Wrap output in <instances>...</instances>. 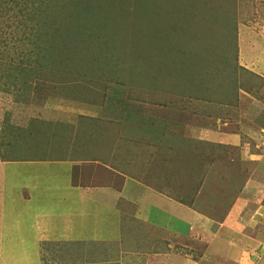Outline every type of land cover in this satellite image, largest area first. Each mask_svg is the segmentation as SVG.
I'll use <instances>...</instances> for the list:
<instances>
[{
  "label": "rangeland",
  "instance_id": "374dc122",
  "mask_svg": "<svg viewBox=\"0 0 264 264\" xmlns=\"http://www.w3.org/2000/svg\"><path fill=\"white\" fill-rule=\"evenodd\" d=\"M49 1L51 13L37 1L30 21L0 0V264L261 263L264 219L234 206L241 197L256 210L264 181V0ZM37 29L44 54L33 51ZM49 135L58 138L46 144ZM141 144L163 149L166 163L145 165L154 177L139 175L151 155ZM72 148L127 158L131 175L203 223L158 234L139 222L129 235L125 223L116 247L37 234L32 206L43 201L18 189L31 182L20 165ZM81 168L86 180L123 184L101 165Z\"/></svg>",
  "mask_w": 264,
  "mask_h": 264
},
{
  "label": "crops",
  "instance_id": "0c3cea01",
  "mask_svg": "<svg viewBox=\"0 0 264 264\" xmlns=\"http://www.w3.org/2000/svg\"><path fill=\"white\" fill-rule=\"evenodd\" d=\"M215 134L217 133L215 132ZM142 146L141 144L139 149H143L147 153L151 152V155L147 156L142 169L148 168L141 171L139 175L142 174L144 179L154 177L153 175H146L145 171L149 168L151 170L156 169L145 165L150 163L151 160L153 163L156 162L155 160L160 157L166 163L165 155L163 153L158 154L160 147ZM72 151L73 148L68 155L62 153L56 156L47 152L38 155L34 159H27V157V161L22 162L26 165H20L26 175L28 174L31 182L26 183V185H18V189L22 192L27 190L29 197L26 201H30L29 204L43 201V209L32 206L33 211L41 215L39 218L33 219L37 234H40L39 231L42 234L47 233L51 236V239L67 243L87 241L97 242L105 247H111V245L116 247L122 246L124 232L127 227H123L125 223L133 224L126 230L128 235L136 233L134 226L139 227V222L153 228L152 231L158 234L162 232L170 234L178 232L182 228L186 231L185 229L188 228L187 223H185L187 219H191L194 223L196 221H198V224L203 223V220L199 223L201 217L196 211L179 206L167 194L151 185V187L144 185L138 177L131 175L130 172L132 171H129V165L126 167L124 164L127 162V158L122 156L117 161L116 158H111V156L107 160L96 159V157L88 159L89 157H74L71 154ZM162 151L163 149H161ZM236 152L239 154L242 150L236 149ZM84 163L85 165L91 163L92 165H101L105 170L112 171L114 175L122 176L123 184L121 188L117 189L111 184L100 183V180L96 183V178H91L90 181L86 180L81 168ZM15 169L18 170L19 168ZM131 169L136 170L134 165L131 166ZM11 171L8 170L10 173ZM263 186L264 181L262 180L259 190L257 191V187V192L254 195L257 202L255 205L256 210L247 209V202L241 197L238 198L239 201H236L234 209L244 211V216L256 212L258 216L261 215V219H264ZM26 201L24 198L25 203H27ZM48 203H50L49 207ZM55 209L58 210L56 212L59 214H53ZM51 216L55 218L52 220ZM205 222L208 224V221ZM192 230L196 233L200 229L198 226L193 225ZM233 233L236 237V232L233 231ZM227 235H229L228 231L225 233V236ZM258 240L259 245L264 244V232L258 237ZM245 243L249 242L245 241ZM241 247L238 249L247 254L249 249L243 250ZM259 264H264V260Z\"/></svg>",
  "mask_w": 264,
  "mask_h": 264
},
{
  "label": "trees",
  "instance_id": "16d2710c",
  "mask_svg": "<svg viewBox=\"0 0 264 264\" xmlns=\"http://www.w3.org/2000/svg\"><path fill=\"white\" fill-rule=\"evenodd\" d=\"M1 1H9V0H1ZM12 2H14L15 4H16V6L19 8V11L21 12V14H24V13H26L27 14V16H29V20L30 21H34L32 18H36V16H34L35 14H36V12L35 11H33L32 10V8H33V5L37 2V1H39V3H38V5H37V7H39V8H42L43 7V5L46 7V9L48 10L49 8H47V7H49V5H50V1L48 0H19V1H17V0H11ZM27 2H29V4L27 3ZM40 5V6H39ZM27 10V11H26ZM50 10V13H51V8L49 9ZM7 12H8V10H7ZM74 17V19L77 21V25H78V22H79V20L82 18L80 15H79V13H77L76 15H74L73 16ZM39 22H37V24H38ZM36 24V25H37ZM36 28H38V27H36ZM39 31V29H37V30H35V31H33V33H36V32H38ZM38 33H36V35L34 36V38H35V40H33V43H34V45H35V48H33V51L35 52H37V53H39V54H44V53H41V52H45V50L44 49H42V48H46L44 45H43V38H45L43 35L41 36L40 34H38ZM50 39V38H49ZM226 39V38H225ZM52 41H54V38L50 41V42H52ZM56 42V41H55ZM52 43L49 45V47H51V48H49V50L51 51V49H52V52L50 53V54H47V53H45V57H44V62L45 63H49L50 65L49 66H52L53 65V61L54 60H52V59H50V57L51 56H55V53H53V50L55 49V47L52 45ZM53 47V48H52ZM47 54V55H46ZM56 130H58L57 128H55V129H53L52 131V134L54 133V132H58V131H56ZM11 132H12V130H10ZM15 130L12 132V133H14L15 134ZM58 137L57 136H52V135H49V137L47 138V140H46V144H49V143H51V142H55L56 141V139H57Z\"/></svg>",
  "mask_w": 264,
  "mask_h": 264
}]
</instances>
